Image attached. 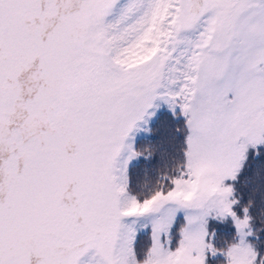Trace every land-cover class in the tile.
Here are the masks:
<instances>
[{
	"label": "snow or ice",
	"instance_id": "snow-or-ice-1",
	"mask_svg": "<svg viewBox=\"0 0 264 264\" xmlns=\"http://www.w3.org/2000/svg\"><path fill=\"white\" fill-rule=\"evenodd\" d=\"M0 264H264V0H0Z\"/></svg>",
	"mask_w": 264,
	"mask_h": 264
},
{
	"label": "trees",
	"instance_id": "trees-1",
	"mask_svg": "<svg viewBox=\"0 0 264 264\" xmlns=\"http://www.w3.org/2000/svg\"><path fill=\"white\" fill-rule=\"evenodd\" d=\"M152 135H153V138L156 141L163 142L164 139H165V136H166V131L163 128L162 125H157V127L153 131V134ZM158 146L159 145L157 144V145H154L153 147H158ZM154 158H155V160L158 163L159 162V159H160L159 154L154 152ZM143 171H144V165H141L140 167L133 169V179L134 180H137V179L142 178V175L141 174L143 173Z\"/></svg>",
	"mask_w": 264,
	"mask_h": 264
}]
</instances>
